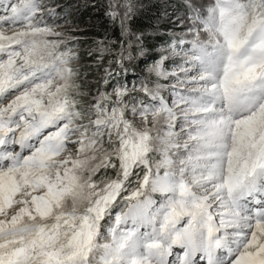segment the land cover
<instances>
[{
  "label": "snow or ice",
  "instance_id": "6c2138e0",
  "mask_svg": "<svg viewBox=\"0 0 264 264\" xmlns=\"http://www.w3.org/2000/svg\"><path fill=\"white\" fill-rule=\"evenodd\" d=\"M93 6L94 85L67 5L0 0V264H264V0H185L131 85L139 5Z\"/></svg>",
  "mask_w": 264,
  "mask_h": 264
},
{
  "label": "trees",
  "instance_id": "16d2710c",
  "mask_svg": "<svg viewBox=\"0 0 264 264\" xmlns=\"http://www.w3.org/2000/svg\"><path fill=\"white\" fill-rule=\"evenodd\" d=\"M77 21L81 25L76 33L81 37L80 43L84 47L86 45H91V47H96L95 41L98 40H111L116 41V51L119 50V41L123 39L121 37V30L119 24H112L108 21L107 17L103 16L101 11H99L94 4L100 2V0H77ZM139 7L137 8L136 15L133 17L130 28L131 32H136L141 35L142 43L147 49L151 50L155 45L160 44V42H165L167 35L164 34L165 28H167V22L165 19L166 11V0H136ZM181 8L185 6L179 4ZM161 31V32H159ZM83 54L84 65H89L86 60L93 61L88 57L87 52L81 51ZM106 60L112 59V56L106 54ZM135 71L138 70V59L136 58L132 65ZM92 67V66H91ZM91 67H86L85 69H90ZM95 69V67H93ZM131 73V72H130ZM126 74H123L125 77ZM129 76H131L129 74ZM120 77V76H119ZM130 78V77H128ZM126 82L130 79L124 78ZM96 79L92 83L95 84Z\"/></svg>",
  "mask_w": 264,
  "mask_h": 264
},
{
  "label": "rangeland",
  "instance_id": "374dc122",
  "mask_svg": "<svg viewBox=\"0 0 264 264\" xmlns=\"http://www.w3.org/2000/svg\"><path fill=\"white\" fill-rule=\"evenodd\" d=\"M61 4L67 5L66 11L68 12L67 16V23L64 24V27L66 30L76 29L77 31L81 29V25L77 21V9H78V1L77 0H59ZM201 3H208L210 0H199ZM185 0H166V11H165V17L163 19L167 22V28H165L164 34L167 35V39L165 42H160V44L155 45L153 49L149 50L146 48V46L142 43V40L139 41L136 39L137 36L141 38V35L136 32H131V40L133 47H142L144 49V54L142 56H137L138 59V70L135 71L134 67L131 68L133 61L128 67L127 72L125 73V77H123V74L118 77L123 82H126L124 78L130 79L129 82H127L129 85L132 83L138 82L139 79H141L144 75H147V69L152 64L154 59L158 58V53L162 51L173 38L180 37L184 35V27L181 23L182 19L185 17V8H181L179 4L182 6L184 5ZM76 31V32H77ZM161 32V31H159ZM76 35L79 38V49L83 52H88L89 49L94 48L91 45H86V47L83 48V46L80 43L81 37L76 33ZM96 45V44H95ZM99 55V53H97ZM106 55V54H105ZM89 65H91L92 71L90 69H84L88 73L87 79L92 84L94 80L97 77V69L93 61L86 60ZM81 64L84 65V60H81ZM104 66H107L106 63ZM95 67V69H93ZM118 71V69H117ZM102 73V69L100 70ZM131 72V73H130ZM129 74L131 76H129ZM130 77V78H128ZM170 259H175V257H172Z\"/></svg>",
  "mask_w": 264,
  "mask_h": 264
}]
</instances>
